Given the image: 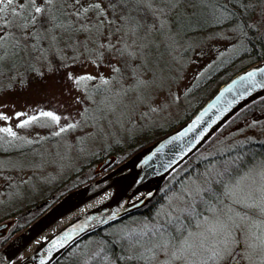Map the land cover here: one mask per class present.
<instances>
[{
    "label": "snow or ice",
    "instance_id": "6c2138e0",
    "mask_svg": "<svg viewBox=\"0 0 264 264\" xmlns=\"http://www.w3.org/2000/svg\"><path fill=\"white\" fill-rule=\"evenodd\" d=\"M208 17L229 20L226 38L233 49L245 42L264 48V0H0V73L9 56L13 65L29 68L47 62L57 69L78 64L101 69L95 75L66 73L74 85L99 83L93 131L86 133L99 136L142 108L157 112L169 97L179 100L167 78L152 70L149 58L159 49L158 40L166 39L172 48L182 31ZM88 112L85 107L79 115ZM41 115L60 123L61 116L53 112ZM78 127L80 121L70 122L55 135ZM0 131L15 136L10 128ZM238 159L225 160L214 173L210 169L172 191L152 220L126 237L133 249H143L128 259L146 264H264V169H242Z\"/></svg>",
    "mask_w": 264,
    "mask_h": 264
},
{
    "label": "rangeland",
    "instance_id": "374dc122",
    "mask_svg": "<svg viewBox=\"0 0 264 264\" xmlns=\"http://www.w3.org/2000/svg\"><path fill=\"white\" fill-rule=\"evenodd\" d=\"M193 28L182 31L177 37L179 43L172 48L168 47L166 39L158 40L159 49H154L149 58L152 70L158 76L163 74L167 78L168 87L173 94L179 95V100L169 97L166 106L157 112L142 108L131 118L108 126L106 134L99 136L86 135L87 132L93 131L91 125L95 114L92 109L95 108L94 101L100 99L96 92V88L100 87L99 83L82 82L80 85H74L67 79L66 73L71 71L80 75L90 72L95 75L101 69L79 64L74 68L57 69L44 62L37 63L30 74H17L16 67L9 66V61L5 60L3 72L0 73V115L6 116L7 119L0 120V129L10 128L15 136L0 131V223L15 219L23 224L24 221L32 219L60 194L94 176L93 171L103 160V155L108 156L118 144L119 155H124L129 143L139 144L150 136L169 129L200 106L203 98H209L218 88V84L225 82L229 73L197 93H191L189 90L214 65L237 53L242 47L239 45L235 49L232 48L231 42L226 38V34L231 31L228 26L199 30ZM246 61L238 62L231 72L244 66ZM103 71L105 75L108 74L106 68ZM40 73L44 75L41 76ZM168 87L165 88L166 93ZM77 99L82 102L77 103ZM160 99L163 102V97ZM85 107L89 112L86 117H82L79 113ZM49 111L61 116L59 125L41 115L42 112ZM145 112L147 114L143 115ZM18 113L23 115L18 117ZM31 117L37 119L24 127L19 126ZM74 121H80L82 127L61 133L59 136L55 135L61 126ZM247 142H264L263 113L249 112L240 117L208 148L200 152L198 157L203 160L229 150L236 143ZM262 162L264 159L251 167L255 173L264 169ZM210 169L212 173L216 170L211 166L197 175L181 176L182 182L174 190L178 191L198 176L203 178V174ZM185 171L186 167L180 169L173 179L183 175ZM171 192L155 205L151 217L133 216L123 223L112 225L110 229H104L100 238L110 237V243L94 237L79 243L69 253L71 261L78 259L82 260V264H100L98 258L103 248L107 252L113 250L116 260L118 252L122 255L123 251H126L128 258L130 255L134 256L137 251H143L139 248L133 249L126 237L152 220L157 210L167 203ZM81 255L85 257L84 263L83 259L78 258ZM115 258H110L108 262L103 261L105 264H117ZM20 259L21 257H17L11 264ZM141 263L146 264L142 260ZM241 264L244 262L241 261Z\"/></svg>",
    "mask_w": 264,
    "mask_h": 264
},
{
    "label": "water",
    "instance_id": "95a60500",
    "mask_svg": "<svg viewBox=\"0 0 264 264\" xmlns=\"http://www.w3.org/2000/svg\"><path fill=\"white\" fill-rule=\"evenodd\" d=\"M262 68L264 60L233 74L185 122L121 163L114 165V156L100 161L93 171L95 179L61 196L0 248V264H11L13 256L62 213L113 186L122 185L113 198L70 220L15 264H53L81 239L147 207L175 169L238 112L264 97V73L259 71ZM249 72L255 73L254 78L248 76ZM14 221L0 223V239Z\"/></svg>",
    "mask_w": 264,
    "mask_h": 264
},
{
    "label": "trees",
    "instance_id": "16d2710c",
    "mask_svg": "<svg viewBox=\"0 0 264 264\" xmlns=\"http://www.w3.org/2000/svg\"><path fill=\"white\" fill-rule=\"evenodd\" d=\"M233 2H238V0H233ZM207 11H205V12H207ZM257 11H259V8L257 9ZM244 15H248V12H245ZM237 19H239L238 16H237ZM228 25H229V20H227V19H221L220 21L217 22L214 19H212L211 17H208L207 22H202L199 24V26L197 25L194 28H197V30H199V29H210V28L216 29V28H223V27H226ZM246 47L248 49L247 51H245ZM12 59L13 58L11 56H9L6 58V61H9L8 62V63H10L9 66L16 67L17 74H20L21 72H24L26 74H30L32 72L33 67L35 65H37V63L40 64V62H37L33 65L32 68H29L24 63H16L15 65H13ZM243 60L244 61L247 60L246 64L244 66L237 68L235 71L231 72V69L236 64H238V62H241ZM263 60H264V48H262L260 44H255L254 47H251V46L247 45V42H245V45H242L241 49L237 53H234L233 55L229 56L228 58H226V59L218 62L216 65H214L199 81L194 83L190 87L189 90L191 91V93H197V92L201 91L202 89L206 88L209 84L219 81V79L222 76L229 73V76H227V79L225 80V82H226L236 72L243 70V69L247 68L248 66H251L255 63L261 62ZM13 80H11V82H13ZM220 84H222V83H220ZM220 84H218V86ZM207 99L208 98H205V99L203 98V102L199 105L201 106ZM200 106H197L191 113L187 114L184 117V119H182L179 123L171 125L169 129L162 130V131H160L159 134L152 135L149 137V139H146L144 142H141L139 144L135 145L134 143H129L127 145L128 150L124 155H119L120 150H119V144H118L117 147H115L116 149L112 153H110L108 156H114L116 158L114 165L121 163L123 160L128 158L134 152H136L139 149H141L142 147L152 143L153 141H155L158 138L162 137L163 135L167 134L169 131H171L176 126L185 122ZM249 112H251V113L257 112V113H263L264 114V97H261L258 100L252 102L251 104L246 106L244 109H242L240 112H238L199 151H197L193 156H191L182 165H180L177 169H175L164 180V182L161 185L160 189L158 190L155 198L153 199L154 203L158 204L159 202H161V200L164 199L165 195L168 192L176 189L179 186L180 182H182L181 176L197 175L199 173L204 172V170H206L207 168H209L211 166L213 167V164H215V167H213L214 169L222 168L223 167V163H222L223 161L228 160V159H235L237 157L241 158V159L237 160L238 165L240 166V168L245 169V170L253 167L257 163H259L261 160H263L264 159V142H247V143H242V144L236 143L229 150H227L225 152L214 154L213 156L205 158L203 160L199 159V157H198V154H200V152H202L203 150L208 148L211 145V143H213L215 141V139L217 137H219L223 133L224 130H226L227 127H229L232 123L237 121L240 117H242V116L244 117L245 114L249 113ZM146 136L148 137V135H146ZM108 156L103 155L102 159H105ZM185 167L187 168V171H185V173L183 175H180L177 178L173 179L174 175H176L180 169L185 168ZM93 179H95L94 176L90 177L87 180H84L83 182L75 184L73 187H71L67 191L63 192L62 194H60L56 199L49 202L47 204V206H45L39 213L34 215L33 218L28 220L27 222L24 221V223L21 224V222H19L18 220H15V222L9 228L6 236L4 238L0 239V248L8 240H10L13 236H15L17 233H19L22 229H24L30 222H32L35 218H37L39 215H41L47 208H49L52 204H54L61 196H63L64 194H66L67 192H69L71 190H74V189L88 183L89 181H91ZM151 215H152L151 211L142 213L141 215H139V214L138 215L137 214L130 215L126 218H123L117 222H114V223L104 227L103 229H101L99 231H96L93 234L81 239L76 244L71 246L53 264H82V260L77 259V261L73 262V261H71L72 260L71 256H69V253L71 252V250L75 246H77L79 243H82V241H87L88 239H91V237H94L95 239H102V240L105 239L106 243H110L111 242L110 237L100 238L101 232L104 229H110V227L112 225H114V224L118 225L120 223H123L124 221L131 219L133 216L151 217ZM122 247L124 248V245ZM111 251L112 252H110V251L107 252L103 248V250L101 251L99 258H98L99 259L98 261H100V264H105V262H104L105 260L108 262V260L110 258H112V259L115 258L114 257L115 252L113 250H111ZM117 256H118L117 260L115 258L117 264H142L141 260H138V259L129 260L126 257L127 256L126 251H123L122 255H121V253L118 252ZM78 258L83 259V263H84L85 257H82V255H81V257H78ZM85 261L87 262L86 259H85ZM95 262H97V260ZM95 264H97V263H95Z\"/></svg>",
    "mask_w": 264,
    "mask_h": 264
},
{
    "label": "bare ground",
    "instance_id": "6f19581e",
    "mask_svg": "<svg viewBox=\"0 0 264 264\" xmlns=\"http://www.w3.org/2000/svg\"><path fill=\"white\" fill-rule=\"evenodd\" d=\"M119 164V163H118ZM117 165V164H116ZM122 185H116L105 191L104 193L91 198L85 203L73 209L67 210L62 213L58 218L52 221L48 226L42 229L35 238H33L26 246L20 249L14 256L13 260L17 257H24L30 254L38 245L47 239L52 233L61 228L63 225L74 219L78 215L92 209L108 200L113 198L121 189Z\"/></svg>",
    "mask_w": 264,
    "mask_h": 264
},
{
    "label": "flooded vegetation",
    "instance_id": "af4514ba",
    "mask_svg": "<svg viewBox=\"0 0 264 264\" xmlns=\"http://www.w3.org/2000/svg\"><path fill=\"white\" fill-rule=\"evenodd\" d=\"M156 204L154 203V200L147 206L145 207L144 209H142L141 211H139L138 213H136L137 215H141L142 213H145V212H149V211H153L154 210V207ZM141 213V214H140Z\"/></svg>",
    "mask_w": 264,
    "mask_h": 264
}]
</instances>
